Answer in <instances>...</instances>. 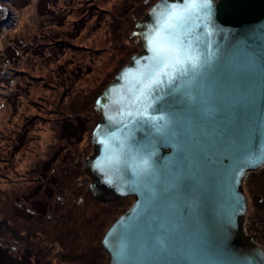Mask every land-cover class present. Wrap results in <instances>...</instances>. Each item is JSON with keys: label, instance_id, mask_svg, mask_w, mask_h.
<instances>
[{"label": "water", "instance_id": "water-1", "mask_svg": "<svg viewBox=\"0 0 264 264\" xmlns=\"http://www.w3.org/2000/svg\"><path fill=\"white\" fill-rule=\"evenodd\" d=\"M173 11L181 64L163 69ZM135 30L83 165L97 201L134 200L102 240L106 264H264L243 184L264 166V0H159Z\"/></svg>", "mask_w": 264, "mask_h": 264}, {"label": "rangeland", "instance_id": "rangeland-1", "mask_svg": "<svg viewBox=\"0 0 264 264\" xmlns=\"http://www.w3.org/2000/svg\"><path fill=\"white\" fill-rule=\"evenodd\" d=\"M158 1L0 0V264L107 263L102 240L134 200L97 201L83 165L96 99ZM243 184L263 235L264 166Z\"/></svg>", "mask_w": 264, "mask_h": 264}, {"label": "snow or ice", "instance_id": "snow-or-ice-1", "mask_svg": "<svg viewBox=\"0 0 264 264\" xmlns=\"http://www.w3.org/2000/svg\"><path fill=\"white\" fill-rule=\"evenodd\" d=\"M207 4L208 0H204ZM180 15L173 11L158 32V43L155 49L157 62L163 65V69L175 67L181 64V50L176 47L171 33L179 26ZM159 75H167V71H161ZM151 83H156L153 79Z\"/></svg>", "mask_w": 264, "mask_h": 264}, {"label": "flooded vegetation", "instance_id": "flooded-vegetation-1", "mask_svg": "<svg viewBox=\"0 0 264 264\" xmlns=\"http://www.w3.org/2000/svg\"><path fill=\"white\" fill-rule=\"evenodd\" d=\"M246 180V179H245ZM247 188L246 187V195H247ZM247 198H248V204L250 202V197L247 195ZM256 197H254L252 199V202L255 200ZM259 201V200H258ZM250 208V207H249ZM247 222H246V225H245V229H246V233L248 236H250V238L260 247L263 249L264 251V234L262 235L261 234V228L258 227L259 225H255L253 228V230L251 231L250 229V217H249V209H248V213H247Z\"/></svg>", "mask_w": 264, "mask_h": 264}, {"label": "trees", "instance_id": "trees-1", "mask_svg": "<svg viewBox=\"0 0 264 264\" xmlns=\"http://www.w3.org/2000/svg\"><path fill=\"white\" fill-rule=\"evenodd\" d=\"M97 100V99H96ZM1 252V251H0Z\"/></svg>", "mask_w": 264, "mask_h": 264}, {"label": "bare ground", "instance_id": "bare-ground-1", "mask_svg": "<svg viewBox=\"0 0 264 264\" xmlns=\"http://www.w3.org/2000/svg\"><path fill=\"white\" fill-rule=\"evenodd\" d=\"M116 76V75H115Z\"/></svg>", "mask_w": 264, "mask_h": 264}]
</instances>
